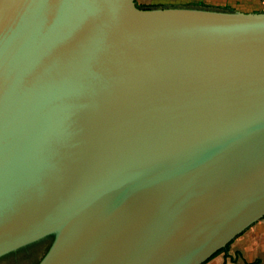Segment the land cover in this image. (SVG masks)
<instances>
[{
    "label": "water",
    "instance_id": "obj_1",
    "mask_svg": "<svg viewBox=\"0 0 264 264\" xmlns=\"http://www.w3.org/2000/svg\"><path fill=\"white\" fill-rule=\"evenodd\" d=\"M262 217L264 11L0 0V264H203Z\"/></svg>",
    "mask_w": 264,
    "mask_h": 264
},
{
    "label": "crops",
    "instance_id": "obj_2",
    "mask_svg": "<svg viewBox=\"0 0 264 264\" xmlns=\"http://www.w3.org/2000/svg\"><path fill=\"white\" fill-rule=\"evenodd\" d=\"M235 10L239 9L235 8ZM239 11L261 12L264 10ZM203 264H264V217L250 225L226 248Z\"/></svg>",
    "mask_w": 264,
    "mask_h": 264
},
{
    "label": "rangeland",
    "instance_id": "obj_3",
    "mask_svg": "<svg viewBox=\"0 0 264 264\" xmlns=\"http://www.w3.org/2000/svg\"><path fill=\"white\" fill-rule=\"evenodd\" d=\"M145 5L206 4L244 11L264 10V0H137Z\"/></svg>",
    "mask_w": 264,
    "mask_h": 264
},
{
    "label": "trees",
    "instance_id": "obj_4",
    "mask_svg": "<svg viewBox=\"0 0 264 264\" xmlns=\"http://www.w3.org/2000/svg\"><path fill=\"white\" fill-rule=\"evenodd\" d=\"M139 6H141V7H145V8H150V7H155V6H157V5H145V4H139V3H137ZM231 242H229L228 244H227V246L230 244ZM48 245H49V240H47L46 241V243H44V245H43V247L42 248H44L45 250L47 249V247H48ZM226 246V247H227ZM226 247H224V248H226ZM224 248H222V249H220V250H218L216 253H214L208 260H210L213 256H215L219 251H221V250H223ZM207 260V261H208Z\"/></svg>",
    "mask_w": 264,
    "mask_h": 264
},
{
    "label": "flooded vegetation",
    "instance_id": "obj_5",
    "mask_svg": "<svg viewBox=\"0 0 264 264\" xmlns=\"http://www.w3.org/2000/svg\"><path fill=\"white\" fill-rule=\"evenodd\" d=\"M44 251H45V249H44V248H42V255H43ZM42 255H41V256H42Z\"/></svg>",
    "mask_w": 264,
    "mask_h": 264
}]
</instances>
